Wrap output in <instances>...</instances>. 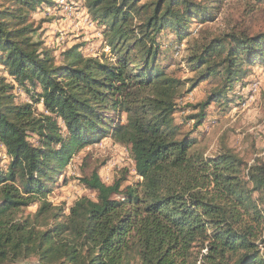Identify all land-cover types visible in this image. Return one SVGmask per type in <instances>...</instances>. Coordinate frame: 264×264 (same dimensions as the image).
<instances>
[{
    "label": "trees",
    "instance_id": "1",
    "mask_svg": "<svg viewBox=\"0 0 264 264\" xmlns=\"http://www.w3.org/2000/svg\"><path fill=\"white\" fill-rule=\"evenodd\" d=\"M230 1L252 3L246 15L264 9V0H71L109 52L86 57L75 44L56 58L33 35L43 23L34 16L57 1L0 0V71L10 77L0 75L9 159L0 264H264V163L223 144L210 154L197 139L210 105L227 112L235 85L264 66V30L227 18L216 27ZM186 38L176 62L171 49ZM178 64L193 76L167 72ZM209 82L176 123L178 101ZM16 88L30 103L15 101ZM106 138L127 149L139 180L107 185L94 171L79 180L94 199L65 214L47 195L73 153Z\"/></svg>",
    "mask_w": 264,
    "mask_h": 264
},
{
    "label": "rangeland",
    "instance_id": "2",
    "mask_svg": "<svg viewBox=\"0 0 264 264\" xmlns=\"http://www.w3.org/2000/svg\"><path fill=\"white\" fill-rule=\"evenodd\" d=\"M56 1L57 6L47 9L48 13L42 11L34 16L35 21H43L40 29L33 35L34 39L42 41L43 47L50 49L56 58L75 44H85L82 51L86 57H98L103 52L108 54L100 29L94 27L91 20L85 17L82 11L77 10L71 0ZM238 2L240 1H230L221 6L216 27H221L227 18L234 24L251 28L250 32L263 31L264 9H256L246 15L252 3ZM199 27L198 23L190 27V38L196 34ZM187 41L186 38L171 49L172 58L176 62L184 56ZM167 72H174L173 75L181 79L193 76L186 65L178 64L170 67ZM0 75L7 76L5 71H0ZM210 84H201L178 101V111L174 115L176 123L181 124L184 117L191 114L187 106L198 103L210 88ZM231 94H234L235 101L229 105L227 112L222 113V107L216 104L210 105L206 121L198 128L201 136L197 139L201 140L210 154L216 151L217 145L223 144L247 164H252L255 160L264 163V66L251 67L249 75L235 85ZM14 96L19 104L30 103V99L21 89L16 88ZM182 108L186 109L179 111ZM37 109L42 111L41 103L37 105ZM122 119L124 120L123 116ZM192 128V121L184 126L185 131ZM8 162L9 159L0 145V169L5 171ZM94 171L107 185L122 177L126 179L123 186L139 180L133 171V163L127 149L106 138L70 156L61 176L47 195V200L54 206H63L67 214L77 199H94V194L79 182ZM36 208L37 206H32L27 212L33 213Z\"/></svg>",
    "mask_w": 264,
    "mask_h": 264
}]
</instances>
